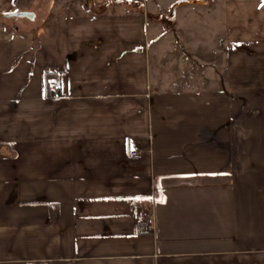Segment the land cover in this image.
I'll list each match as a JSON object with an SVG mask.
<instances>
[{
  "label": "crops",
  "instance_id": "crops-1",
  "mask_svg": "<svg viewBox=\"0 0 264 264\" xmlns=\"http://www.w3.org/2000/svg\"><path fill=\"white\" fill-rule=\"evenodd\" d=\"M34 1L0 0V264H264V0Z\"/></svg>",
  "mask_w": 264,
  "mask_h": 264
},
{
  "label": "built area",
  "instance_id": "built-area-1",
  "mask_svg": "<svg viewBox=\"0 0 264 264\" xmlns=\"http://www.w3.org/2000/svg\"><path fill=\"white\" fill-rule=\"evenodd\" d=\"M61 88H62V80L58 77L52 79V81L49 83V91L51 92L54 99H60L61 98ZM140 152H132L131 157L135 159H139L141 157ZM143 221L146 223L147 228L149 231H153L155 227V217L154 215H148L143 219Z\"/></svg>",
  "mask_w": 264,
  "mask_h": 264
},
{
  "label": "rangeland",
  "instance_id": "rangeland-1",
  "mask_svg": "<svg viewBox=\"0 0 264 264\" xmlns=\"http://www.w3.org/2000/svg\"><path fill=\"white\" fill-rule=\"evenodd\" d=\"M26 1V3H33V2H35L34 0H25ZM40 1V0H39ZM44 1H48L47 3H52V5L53 4H55L56 3V1L57 0H44ZM60 2H62V3H67V2H69V3H71L72 5H73V7L74 6H79L80 8H82V9H84V7L85 6H87L86 4H85V2H82V4H80L81 2H80V0H59L58 1V5H59V3ZM76 3V5H74ZM35 4V3H34ZM34 4H33V7H34ZM48 5V4H47ZM32 7V8H33ZM128 11H130V10H128ZM168 16H170V17H172L173 16V12H171V13H169V15ZM16 22H18V24H20V23H24V22H28L27 20H23V21H16ZM7 23L8 24H10L9 26H11L12 24H13V22L12 21H7Z\"/></svg>",
  "mask_w": 264,
  "mask_h": 264
},
{
  "label": "water",
  "instance_id": "water-1",
  "mask_svg": "<svg viewBox=\"0 0 264 264\" xmlns=\"http://www.w3.org/2000/svg\"><path fill=\"white\" fill-rule=\"evenodd\" d=\"M5 17L8 18V19H15V18L21 19V18H26V19H29V20H34L35 19V14L23 12V13L9 14V15H7Z\"/></svg>",
  "mask_w": 264,
  "mask_h": 264
},
{
  "label": "trees",
  "instance_id": "trees-1",
  "mask_svg": "<svg viewBox=\"0 0 264 264\" xmlns=\"http://www.w3.org/2000/svg\"><path fill=\"white\" fill-rule=\"evenodd\" d=\"M15 1H16V3H17V2H19L20 0H15ZM47 77H48L49 80H50V78H52L51 76H47ZM49 83H50V81H48V86H47L48 89H49ZM48 89H47V90H48ZM0 147L3 148L4 146H3V145H0ZM0 157H5V156H4L3 154H2V155L0 154Z\"/></svg>",
  "mask_w": 264,
  "mask_h": 264
}]
</instances>
